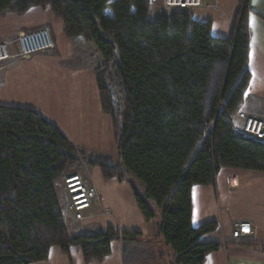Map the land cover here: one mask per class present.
<instances>
[{
	"label": "trees",
	"instance_id": "16d2710c",
	"mask_svg": "<svg viewBox=\"0 0 264 264\" xmlns=\"http://www.w3.org/2000/svg\"><path fill=\"white\" fill-rule=\"evenodd\" d=\"M151 2L0 0V15L49 6L68 39L94 45L118 150L113 159L78 149L41 113L0 106V264L46 261L53 246L66 255L80 247L86 263H99L113 241L141 236L113 228L69 236L56 186L81 162L105 180L128 181L147 222L161 211L159 234L174 264H203L221 248L201 242L217 224L193 226L192 190L213 186L222 168L264 173V142L235 134L230 120L251 79L248 0H240L227 39L189 13L153 19Z\"/></svg>",
	"mask_w": 264,
	"mask_h": 264
},
{
	"label": "crops",
	"instance_id": "0c3cea01",
	"mask_svg": "<svg viewBox=\"0 0 264 264\" xmlns=\"http://www.w3.org/2000/svg\"><path fill=\"white\" fill-rule=\"evenodd\" d=\"M192 17L212 23V34L227 39L238 13L240 0H205ZM160 0H152L151 12H161ZM248 25L251 47L248 68L251 79L241 110L264 117V0H248ZM49 26L56 49L49 53L11 61L0 66V106L26 108L41 113L74 147L89 153L118 158L113 123L102 111L95 67L103 58L93 44L82 37L70 40L64 21L54 16L51 7H34L25 14L0 15V39ZM74 166L71 173L82 174L100 195L102 206H93L91 220L74 219L68 209L69 198L62 181L56 192L70 237L94 234L113 228L140 233L135 240L113 241L111 253L102 262L86 263L80 247L64 254L60 247L49 250L46 261L33 264H174L176 254L159 234L161 211L146 221L139 210L128 181L105 180L99 168ZM133 180L132 176L127 177ZM215 222V231L201 242H216L218 251L205 257L203 264H264V173L222 168L213 186L192 190L194 227ZM233 222H249L254 234L236 243L232 240Z\"/></svg>",
	"mask_w": 264,
	"mask_h": 264
},
{
	"label": "built area",
	"instance_id": "2783aa9c",
	"mask_svg": "<svg viewBox=\"0 0 264 264\" xmlns=\"http://www.w3.org/2000/svg\"><path fill=\"white\" fill-rule=\"evenodd\" d=\"M165 13H189L206 7L205 0H163ZM56 49L49 26L21 32L14 37L0 39V66L11 61H18L36 54L49 53ZM235 134L264 142V117L245 110H239L230 118ZM64 190L69 198L68 209L74 219L81 223L91 220L89 211L93 206H102L97 188L82 174L74 172L62 177ZM254 234L251 223L233 222L232 240L239 243Z\"/></svg>",
	"mask_w": 264,
	"mask_h": 264
},
{
	"label": "rangeland",
	"instance_id": "374dc122",
	"mask_svg": "<svg viewBox=\"0 0 264 264\" xmlns=\"http://www.w3.org/2000/svg\"><path fill=\"white\" fill-rule=\"evenodd\" d=\"M160 2L162 3V7H161V11L160 12H164L165 11V9H164V1L163 0H160ZM150 16H151V18H155L154 17V13H153V11L150 13ZM82 163V165L84 166L85 164H84V162H81ZM82 166V167H83ZM84 168V167H83Z\"/></svg>",
	"mask_w": 264,
	"mask_h": 264
}]
</instances>
